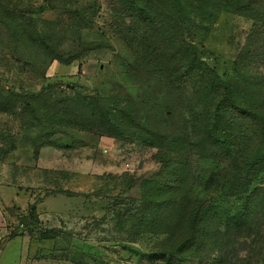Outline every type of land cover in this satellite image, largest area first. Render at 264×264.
<instances>
[{"label":"rangeland","instance_id":"374dc122","mask_svg":"<svg viewBox=\"0 0 264 264\" xmlns=\"http://www.w3.org/2000/svg\"><path fill=\"white\" fill-rule=\"evenodd\" d=\"M197 3L143 2L164 21L148 34L130 16L135 0H0V188L19 203L8 206L4 257L169 264L149 259L167 253L170 264H264V35L236 66L254 19L213 16L212 1L201 7L212 18L200 29ZM45 38L76 58L52 60ZM155 41L161 50L147 54ZM191 43L246 93L247 114H216L221 96L189 82ZM55 82L106 97L137 120L125 135L61 127L48 138L23 101ZM256 157L263 160L250 170ZM196 199L206 213L195 226ZM146 212L156 221L145 222Z\"/></svg>","mask_w":264,"mask_h":264},{"label":"trees","instance_id":"16d2710c","mask_svg":"<svg viewBox=\"0 0 264 264\" xmlns=\"http://www.w3.org/2000/svg\"><path fill=\"white\" fill-rule=\"evenodd\" d=\"M146 1L148 2L149 0ZM146 1L135 0L138 9H130V16L133 17L134 23L142 26L148 31V34H152V31H157L158 28L163 26L164 21L155 12L157 9H146L143 4V2ZM212 1L218 5L217 9L213 11V16L220 10H230L254 19L253 27L247 38V43L242 49L239 59L235 62L237 66L245 57L251 54L256 41L264 35V0H197L198 3L195 5L192 16L198 20V22L195 21V24H197L200 29L206 28V26L210 24V19L212 18V11H210V9H202L201 7L205 5L210 6ZM27 31H30L31 36H29V38L33 41H37L40 37V32L37 29H30L29 27ZM41 46L45 48L52 60L70 63L76 58L74 55H69L66 59V53L61 46H55L46 38L42 40ZM131 46L132 48H136L134 45ZM191 46L193 50L190 52V62L186 71L189 82L194 86L210 89L213 96H221L215 108L216 114H219L223 108H226L232 113L239 112L247 114L250 106L247 103L248 98L246 93L237 87L233 78L230 77L228 73L221 76L215 67L209 65L205 60L199 57L195 45L191 43ZM148 49L149 50L146 51L147 54L152 55L157 53V49L160 51L161 46H156L155 41L154 45H149ZM214 54V51H210L207 55L213 56ZM214 59L217 60L218 57H214ZM2 92L0 88V94ZM16 94L17 96H22V94ZM23 102L24 109L31 114L30 124L32 126H34L32 119L45 120L42 127L46 131V137L48 138L60 132L61 127L82 128L88 131L96 130V133L100 131L112 135H125L126 130H130L131 128L130 122L133 119L137 120L135 114H126L122 109L112 107L111 102H109V99L106 97L84 93L74 85H63L59 82L49 83L43 86L39 92L28 94L25 96ZM260 110L261 107L257 108V111ZM49 144H54V141H50ZM262 160L263 159L256 157L255 160L251 162L250 170H256ZM180 166L181 165L177 162L176 169L179 170L181 168ZM195 203V209L191 215V224H195L196 226L205 215L206 209L201 205L203 203L200 199H196ZM186 210L187 203L184 200L180 205L179 212H185ZM141 218H144V221L148 223L156 221V219L151 220L147 212ZM172 222L173 220L171 218H165V221H162L161 224L171 227L174 225ZM152 224L153 223H151V226ZM12 234L14 233L12 232ZM149 259L150 262H155L160 259L169 264L173 262V257L169 256L167 253H151Z\"/></svg>","mask_w":264,"mask_h":264},{"label":"crops","instance_id":"0c3cea01","mask_svg":"<svg viewBox=\"0 0 264 264\" xmlns=\"http://www.w3.org/2000/svg\"><path fill=\"white\" fill-rule=\"evenodd\" d=\"M4 191L0 188V243L4 238H6L8 234V222L10 220V213L8 211V206L18 203V197L16 196V193H14V197L6 198L4 196ZM6 192H10L9 189H7ZM4 251L2 248L0 249V264H15L11 261V259L4 257Z\"/></svg>","mask_w":264,"mask_h":264}]
</instances>
